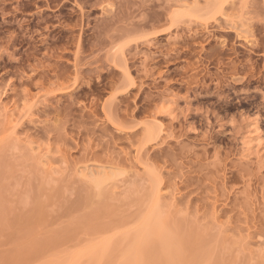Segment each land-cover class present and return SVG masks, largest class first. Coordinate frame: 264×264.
<instances>
[{
	"label": "rangeland",
	"instance_id": "1",
	"mask_svg": "<svg viewBox=\"0 0 264 264\" xmlns=\"http://www.w3.org/2000/svg\"><path fill=\"white\" fill-rule=\"evenodd\" d=\"M259 149L264 0H0V264H264Z\"/></svg>",
	"mask_w": 264,
	"mask_h": 264
},
{
	"label": "bare ground",
	"instance_id": "2",
	"mask_svg": "<svg viewBox=\"0 0 264 264\" xmlns=\"http://www.w3.org/2000/svg\"><path fill=\"white\" fill-rule=\"evenodd\" d=\"M132 85H134V83H132V81L130 82V84H129V86L128 87H130V86H132ZM66 89V88H65ZM64 89V87H63V89H61V91L60 92H65L66 90ZM65 90V91H64ZM67 90H69V89H67ZM112 105V104H111ZM110 107H112V106H110ZM115 107V106H114ZM112 109V108H111ZM162 112H164V111H162ZM161 113V112H160ZM9 117V116H8ZM7 119V118H6ZM10 123H11V121H9ZM21 127V124L19 123V124H16V128H15V126H14V130H13V132H12V136L13 135H15L17 132H18V130H17V127ZM56 134H57V132H56ZM30 136L29 135H27V138H29ZM252 137V136H251ZM52 138V137H51ZM63 139V138H62ZM52 140V139H51ZM65 139H63V140H61V137H60V135H59V133H58V136L56 137V139H55V141H51V143L48 141V143H47V145H46V147H45V149H46V151H47V153H51V151H52V147L54 146V145H56L57 146V151L56 152H58V154L60 153V154H62V156H61V158L63 157V156H66V157H68L67 155H66V151L64 152V149H63V145L65 146V144H66V142L64 143L63 141H64ZM34 139H30L29 141H28V145H31V144H33L34 143ZM60 143H62V144H60ZM251 144H252V140L251 139H248V140H246V142L244 143V146H245V148L244 149H246V151H247V153H248V150L250 149V146H251ZM67 145V144H66ZM79 146V145H78ZM89 146V147H88ZM88 146H85V148L83 149V152L81 153V155H82V157H81V159L82 160H84V161H88V159L90 158V160L89 161H91L93 158H94V162L96 161V163L98 162V164L99 165H101L102 164V168H105L106 166H108V165H106V164H109V165H112L111 163L112 162H114V160L116 159V157L114 156H111L110 155V152H109V155H105L104 156V159H98L97 160V154H96V151L94 152V150L92 149V146L90 147V145H88ZM39 147H40V149H42V146L41 145H39ZM66 147V146H65ZM67 147H69V146H67ZM52 148V149H51ZM261 149V148H260ZM258 150L257 151V153H255L254 155H256V157L258 158V159H264V152H261V150ZM65 150H67L66 148H65ZM263 150V149H262ZM245 151V150H244ZM251 151V150H250ZM107 152V153H108ZM246 153V154H247ZM251 153V152H250ZM64 154V155H63ZM112 154V153H111ZM253 153H251V154H249V155H252ZM248 155V154H247ZM248 155V156H249ZM66 157H63L64 158V161H65V159L67 160V158ZM70 157V156H69ZM93 157V158H92ZM99 157V156H98ZM245 157H247V156H245ZM255 157V156H254ZM255 157V158H256ZM118 158V157H117ZM256 158V159H257ZM70 158H68V161L70 162V163H74V161L72 160H69ZM104 160V161H103ZM68 161H65V162H68ZM93 161H91L92 163H94ZM263 161V160H262ZM65 162H62V163H64L65 164ZM79 163H81V162H79ZM83 163V162H82ZM105 163V164H104ZM67 165V164H66ZM71 165V169L72 170H75L76 168H74L73 167V165L72 164H70ZM74 165H76L75 167H77V163L75 164L74 163ZM106 165V166H105ZM67 167H69L68 165H67ZM66 167V168H67ZM104 170V169H103ZM76 171V170H75ZM82 179H83V181H85V182H82V183H84V186L85 187H87V186H89V188L91 189V190H95V192H94V194L92 195L91 194V192H87L86 190V192L85 191H82V190H80V193H81V195H80V197H79V199L81 198V196H82V198H81V200H80V202L82 203V202H84V203H88L90 200H91V204H94V201L92 200L93 198L92 197H94V198H101L100 199V202L98 203L99 204V209H105V210H107L108 209V207L107 206H105V204H106V200H107V196H106V193L105 192H103V190H104V184L106 183V181H108L109 180V178H110V176L107 174V172H105V171H90L89 173H83L82 174ZM162 184V181L160 180V182H158V184H157V188H156V190H155V194H154V192H153V197H155V199H157V198H159L160 197V192H161V188H160V185ZM83 193H86V194H83ZM79 202V200L77 201V204L78 203H80ZM97 204V205H98ZM76 205V204H75ZM153 232L154 233H156V234H158V235H160L162 232L160 231V229L157 227V226H155L154 228H153ZM163 237H156L155 238V241H153V242H151L150 244H152V250H151V253H152V255L151 254H149V259L151 260V263L152 264H170L169 263V259H168V257L167 256H164V257H161L160 255L161 254H159V253H157L156 251H157V246H159V245H165V244H167V242H165L166 241V239L165 238H163ZM162 239V240H161ZM187 251L189 252L190 251V248L189 247H187ZM131 252V251H130ZM172 252V250H170L168 253H171ZM134 256H136V255H134ZM134 258V259H133ZM132 259H133V264L137 261V257H133ZM178 264H185L184 262H179ZM186 264H191V262H186Z\"/></svg>",
	"mask_w": 264,
	"mask_h": 264
}]
</instances>
